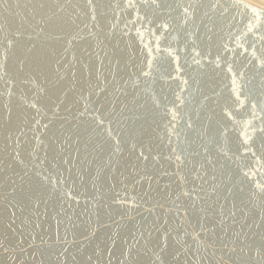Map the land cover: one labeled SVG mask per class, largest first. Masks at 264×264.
I'll return each mask as SVG.
<instances>
[{
    "label": "water",
    "instance_id": "water-1",
    "mask_svg": "<svg viewBox=\"0 0 264 264\" xmlns=\"http://www.w3.org/2000/svg\"><path fill=\"white\" fill-rule=\"evenodd\" d=\"M0 264H264V10L0 0Z\"/></svg>",
    "mask_w": 264,
    "mask_h": 264
},
{
    "label": "bare ground",
    "instance_id": "bare-ground-1",
    "mask_svg": "<svg viewBox=\"0 0 264 264\" xmlns=\"http://www.w3.org/2000/svg\"><path fill=\"white\" fill-rule=\"evenodd\" d=\"M242 1L250 5H253L259 9L264 10V0H242Z\"/></svg>",
    "mask_w": 264,
    "mask_h": 264
}]
</instances>
